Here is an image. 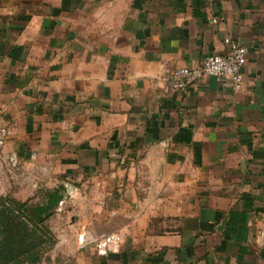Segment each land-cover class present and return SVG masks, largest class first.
Here are the masks:
<instances>
[{
    "label": "crops",
    "instance_id": "crops-1",
    "mask_svg": "<svg viewBox=\"0 0 264 264\" xmlns=\"http://www.w3.org/2000/svg\"><path fill=\"white\" fill-rule=\"evenodd\" d=\"M226 37L239 89L170 86ZM0 129L121 233L72 264H264V0H0Z\"/></svg>",
    "mask_w": 264,
    "mask_h": 264
},
{
    "label": "rangeland",
    "instance_id": "rangeland-1",
    "mask_svg": "<svg viewBox=\"0 0 264 264\" xmlns=\"http://www.w3.org/2000/svg\"><path fill=\"white\" fill-rule=\"evenodd\" d=\"M6 136L0 130V264H72L87 224L77 182L60 176L52 161L20 154L12 160ZM54 192L60 197L49 205Z\"/></svg>",
    "mask_w": 264,
    "mask_h": 264
},
{
    "label": "built area",
    "instance_id": "built-area-1",
    "mask_svg": "<svg viewBox=\"0 0 264 264\" xmlns=\"http://www.w3.org/2000/svg\"><path fill=\"white\" fill-rule=\"evenodd\" d=\"M224 43L226 50L223 53H211L204 56L196 67L184 66L172 71L167 79L170 86L180 90L203 77L212 76L217 82L228 80L234 89H239L243 81L242 67L246 61V49L229 37L224 39ZM0 130L5 132L4 129ZM122 240L120 232H109L93 237L84 229L78 235L80 246L92 245L98 255L118 251Z\"/></svg>",
    "mask_w": 264,
    "mask_h": 264
},
{
    "label": "trees",
    "instance_id": "trees-1",
    "mask_svg": "<svg viewBox=\"0 0 264 264\" xmlns=\"http://www.w3.org/2000/svg\"><path fill=\"white\" fill-rule=\"evenodd\" d=\"M53 194V195H52ZM60 197V195H58L56 192L51 193L48 195V199H49V205H52L54 203L57 202L58 198ZM35 210L37 211V214L40 216L43 213V208L40 206H36ZM3 241V239H0V243Z\"/></svg>",
    "mask_w": 264,
    "mask_h": 264
}]
</instances>
